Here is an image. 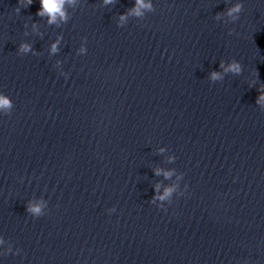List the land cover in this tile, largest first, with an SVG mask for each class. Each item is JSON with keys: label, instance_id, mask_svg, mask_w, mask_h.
I'll use <instances>...</instances> for the list:
<instances>
[{"label": "water", "instance_id": "95a60500", "mask_svg": "<svg viewBox=\"0 0 264 264\" xmlns=\"http://www.w3.org/2000/svg\"><path fill=\"white\" fill-rule=\"evenodd\" d=\"M144 2L0 0V264H264V0Z\"/></svg>", "mask_w": 264, "mask_h": 264}, {"label": "clouds", "instance_id": "9594fccd", "mask_svg": "<svg viewBox=\"0 0 264 264\" xmlns=\"http://www.w3.org/2000/svg\"><path fill=\"white\" fill-rule=\"evenodd\" d=\"M19 2V0H18ZM33 0H25V3L31 4ZM39 2V8L37 10V15L43 16L47 15L48 20L47 23H55L57 20V17L61 21H64L66 19L65 12L63 10L65 2L71 3L72 0H38ZM105 3L109 2V0H104ZM151 4L148 2H144V0H135V6L133 9V12L136 15H140L141 9H148L151 10ZM242 10V2L241 0H236L235 3H233L226 11V15L233 21H235L240 12ZM119 19L122 21L124 19V16L121 15ZM20 51L27 52L28 46L21 44L20 45ZM51 51H56V43H53L51 45ZM219 67L222 69L223 72H232L234 74H238L240 72V65L237 61L232 60L229 61L226 65L223 61L220 62ZM222 78L221 73L217 72H211L209 74V79L212 81L219 80ZM257 103L264 105V91H260L257 96ZM12 108V105L10 104V101L8 98L4 97L3 95H0V116L6 115L9 113L10 109ZM166 177L169 175V173L164 174ZM180 177L177 176V180H179ZM186 188L187 185H184ZM176 189V185L174 184L170 188H165L163 195L155 197L156 200L163 201L166 197H168L174 190ZM182 194V190L177 192V196H180ZM44 206L43 201H36V202H29L27 204L26 210L34 215H41V208ZM158 208H162V204L156 205ZM107 212L111 213L114 211V209H107ZM6 254V251H5Z\"/></svg>", "mask_w": 264, "mask_h": 264}]
</instances>
